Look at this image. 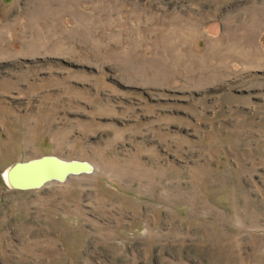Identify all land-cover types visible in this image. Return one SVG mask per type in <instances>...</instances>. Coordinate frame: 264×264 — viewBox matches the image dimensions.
I'll use <instances>...</instances> for the list:
<instances>
[{"label":"rangeland","instance_id":"rangeland-1","mask_svg":"<svg viewBox=\"0 0 264 264\" xmlns=\"http://www.w3.org/2000/svg\"><path fill=\"white\" fill-rule=\"evenodd\" d=\"M263 47L264 0H0V264H264Z\"/></svg>","mask_w":264,"mask_h":264},{"label":"water","instance_id":"water-1","mask_svg":"<svg viewBox=\"0 0 264 264\" xmlns=\"http://www.w3.org/2000/svg\"><path fill=\"white\" fill-rule=\"evenodd\" d=\"M88 170L78 160H64L56 156H44L14 164L9 170V180L17 188H39L50 181H64L72 174Z\"/></svg>","mask_w":264,"mask_h":264},{"label":"bare ground","instance_id":"bare-ground-1","mask_svg":"<svg viewBox=\"0 0 264 264\" xmlns=\"http://www.w3.org/2000/svg\"><path fill=\"white\" fill-rule=\"evenodd\" d=\"M259 23H260V22H259ZM259 23H258V24H259ZM260 24H261V23H260ZM263 48H264V47H263ZM252 57H253V56H252ZM253 59H254V58H253ZM260 60H261V59H260Z\"/></svg>","mask_w":264,"mask_h":264}]
</instances>
